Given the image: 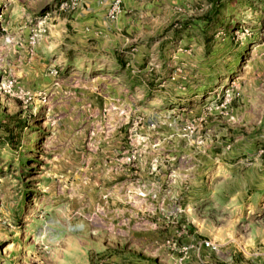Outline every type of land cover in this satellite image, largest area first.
Listing matches in <instances>:
<instances>
[{"label": "rangeland", "instance_id": "1", "mask_svg": "<svg viewBox=\"0 0 264 264\" xmlns=\"http://www.w3.org/2000/svg\"><path fill=\"white\" fill-rule=\"evenodd\" d=\"M0 264H264V0H0Z\"/></svg>", "mask_w": 264, "mask_h": 264}, {"label": "built area", "instance_id": "2", "mask_svg": "<svg viewBox=\"0 0 264 264\" xmlns=\"http://www.w3.org/2000/svg\"><path fill=\"white\" fill-rule=\"evenodd\" d=\"M209 244V242H207V245Z\"/></svg>", "mask_w": 264, "mask_h": 264}]
</instances>
